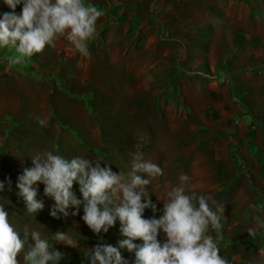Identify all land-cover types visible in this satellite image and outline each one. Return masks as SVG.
Returning <instances> with one entry per match:
<instances>
[{"label": "rangeland", "instance_id": "rangeland-1", "mask_svg": "<svg viewBox=\"0 0 264 264\" xmlns=\"http://www.w3.org/2000/svg\"><path fill=\"white\" fill-rule=\"evenodd\" d=\"M88 2L105 12L88 58L63 37L19 66L6 59L14 49H0V149L7 148L0 165L12 172L4 176L0 168V198L11 223L66 251L62 264H88L90 247L121 238L119 224L101 240L79 216L50 217L46 197L44 211L28 215L17 177L45 150L100 160L125 174L141 152L164 172L148 186L157 216L186 174L198 194L225 209L219 247L228 264L264 249L257 225L264 221V0ZM57 230L68 233L73 248L51 241ZM253 237L255 250L245 244Z\"/></svg>", "mask_w": 264, "mask_h": 264}, {"label": "clouds", "instance_id": "clouds-1", "mask_svg": "<svg viewBox=\"0 0 264 264\" xmlns=\"http://www.w3.org/2000/svg\"><path fill=\"white\" fill-rule=\"evenodd\" d=\"M11 11L0 13V49H14L10 66L54 47L65 38L81 57L90 56L89 42L97 35V23L105 12L88 0H0ZM20 7V13L16 9ZM41 125L43 120H39ZM31 167L17 177L16 195L26 213L37 216L45 209V197L53 201L49 215L55 220L80 217L94 235L103 240L119 224L121 237L115 244L97 243L87 252L88 264H228L220 255L219 229L225 209L211 196L198 194L186 174L167 192L161 214L148 186L164 175L162 168L144 154H132L130 171L114 172L100 160L81 156L67 158L53 150L38 152ZM103 164V166H102ZM9 191L11 179L7 178ZM43 185V196L39 186ZM78 186L79 196L74 190ZM5 181H0V193ZM191 191V194H188ZM81 210L83 214L81 215ZM146 210L153 215L146 217ZM264 228V221H258ZM51 241L73 248L67 232L51 233ZM140 241V243H137ZM27 246V248H26ZM134 254L124 257L122 251ZM21 253L23 255L21 256ZM264 257V249L260 250ZM62 264L68 256L42 237L40 231L17 229L0 203V264Z\"/></svg>", "mask_w": 264, "mask_h": 264}, {"label": "crops", "instance_id": "crops-1", "mask_svg": "<svg viewBox=\"0 0 264 264\" xmlns=\"http://www.w3.org/2000/svg\"><path fill=\"white\" fill-rule=\"evenodd\" d=\"M21 8L19 7V8H17L16 9V12L17 13H19ZM9 11H11L6 5L5 6H3V5H0V13H2V12H9ZM22 71V70H21ZM53 92H54V90H53ZM3 127H6L5 125H3ZM3 145V144H2ZM3 149H7L6 148V146H4V148L3 147H1V149H0V153L2 152V150ZM1 159H2V157H1ZM1 159H0V162H1ZM1 164V163H0ZM2 165V164H1ZM1 165H0V168L2 169V170H4L6 173L4 174V176H6V175H8V172L9 173H12L11 172V169H9L8 167H5V168H3V167H1ZM0 181H3V175L1 176L0 175ZM2 201V197L0 198V203H3V202H1ZM7 204V203H6ZM255 240H257V237H253V239H252V241H246L245 242V244H247L248 245V247L249 248H251V247H253L252 249H256V247L257 246H259L258 245V243H256V241ZM262 240V239H261ZM260 241V240H259ZM261 250V249H260ZM260 250L258 249V253H254L253 252V254H252V257H250V256H248V255H244L243 256V259H242V261H240V260H238L237 262H232L231 264H263V262L261 261L262 259H264V257H262L261 255H260ZM248 258H250L251 259V261H249V259ZM262 262V263H261Z\"/></svg>", "mask_w": 264, "mask_h": 264}, {"label": "trees", "instance_id": "trees-1", "mask_svg": "<svg viewBox=\"0 0 264 264\" xmlns=\"http://www.w3.org/2000/svg\"><path fill=\"white\" fill-rule=\"evenodd\" d=\"M29 75L31 74V73H28ZM236 98H237V96H236ZM238 99V98H237ZM242 104V103H241ZM239 118H241L240 116H239ZM76 132V131H75ZM76 134H77V136H78V133L76 132ZM236 157H235V159H238V155H235Z\"/></svg>", "mask_w": 264, "mask_h": 264}]
</instances>
